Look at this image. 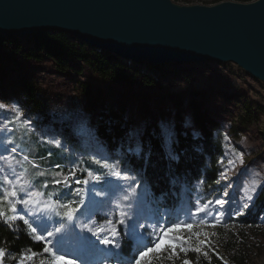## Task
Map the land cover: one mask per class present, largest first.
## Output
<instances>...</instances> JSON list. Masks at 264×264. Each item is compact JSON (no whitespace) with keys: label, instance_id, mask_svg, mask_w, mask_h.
<instances>
[{"label":"trees","instance_id":"1","mask_svg":"<svg viewBox=\"0 0 264 264\" xmlns=\"http://www.w3.org/2000/svg\"><path fill=\"white\" fill-rule=\"evenodd\" d=\"M249 1L253 0H241ZM178 65L190 64L124 63L60 30L24 36L0 35V102L5 107L7 103L17 105L16 110L0 107L4 114L10 115L6 120L0 119V167L19 175L22 187L28 188L39 203L52 207L47 212L50 219L63 225L60 234L51 231L52 236L46 234L38 241L39 235L31 231V224H25L19 217L15 198L0 186L3 256L29 254L54 258L59 249L67 250L73 242L83 244L75 219L84 218L92 202L85 201V193L105 192L111 187L109 178L116 170L129 172L134 183L143 179L138 189H146L147 201H156L165 213L193 199L194 207L191 204L192 210L188 212L194 217L193 210L202 207L204 199H209L207 194L216 192L220 174L231 163L226 158L232 153L225 143L227 134L222 127L225 124L210 111L215 98L197 84L228 102L243 104V112L236 115L239 127L225 125L235 141L237 130L248 132L247 128L257 120L258 105L247 103L239 91H231L230 85L207 82L204 76L193 73L194 68ZM37 72L74 78L80 83L90 111V131L82 138L96 140L108 154H92L77 144L80 105L66 116L64 107L43 102L51 95H41L38 84L31 79ZM7 89L15 96L7 97ZM108 103L112 107H106ZM49 107L57 108L58 112L51 114ZM137 148L139 151H134ZM258 162L254 167L244 168L245 172L262 173L259 166L264 164ZM77 179L81 183H75ZM85 180L88 182L84 183ZM69 184L73 192L66 195ZM23 190L18 186L17 194ZM21 208L26 214L28 203ZM70 209L76 210L71 221L65 215ZM261 216H264V180L253 194L243 221L261 223ZM46 244L50 249L47 253L43 251ZM80 250L86 252L84 247ZM131 250L130 242L124 238L121 251L129 254ZM192 262L225 264L215 253L193 256ZM232 262L247 264L246 255L236 253Z\"/></svg>","mask_w":264,"mask_h":264},{"label":"rangeland","instance_id":"2","mask_svg":"<svg viewBox=\"0 0 264 264\" xmlns=\"http://www.w3.org/2000/svg\"><path fill=\"white\" fill-rule=\"evenodd\" d=\"M173 1L178 4L204 5L215 4L213 3L215 1L217 3L225 1L241 2V0ZM122 61L129 64L125 60ZM140 63L132 64L139 65ZM188 64L190 65H178V68H194L193 73L204 76L207 82L226 83L228 86L230 85L231 91H239L243 96V100L246 99L247 103L258 105L256 107L257 120L253 121L252 125L247 128L248 132L237 130L238 136L235 141L227 133L225 125H227V128L231 125L239 127L236 115L243 112V104L228 102L217 95L218 93H211L201 84H197L215 98L210 106V111L217 115L220 122L222 121L225 124L222 125L225 134H227L225 143L232 152L231 157L227 156L226 158V161L231 163L220 174L216 192L207 194L209 199H204L202 202L201 208L207 206L206 211L200 212L198 210L201 208H195L193 210L195 215L194 217L191 216L188 211L192 210L191 204L194 207L192 199L191 203L182 204L178 209L171 210L169 214L165 213L159 203L147 201L146 189H138L143 179H140L138 183H134L129 172L121 173L116 170L109 178L112 185L105 192L91 193L89 191L85 193V201L92 200V202L86 208L83 214L84 218L78 216L75 219L83 244L77 243V241L73 242L67 250L59 249L57 255H64L74 260L76 264H136L140 252L146 250L147 247H152L151 242L155 241L158 236L163 235L162 230H167V228L179 224L181 225L180 230L171 232L168 236V239L176 245L175 251L173 252L170 246H165L161 252L150 253L141 260V264H184L185 260H188L190 264H194L192 262L193 256L197 255L199 257L210 253H215L225 264H233L232 256L236 253H244L247 264H264V216L260 217L262 221L257 224H247L243 221L247 210L250 209L253 194L264 180V166L261 168L259 166L262 173L251 172L250 174L245 172L244 169L256 166L258 160L259 164H264V83L254 79L233 63L201 62ZM31 79H34L38 84L41 95H51L48 100L46 98L43 102L48 105L56 103L60 107H64L65 115L71 114L79 104L81 110L76 136L78 138L77 144L90 150L89 152L92 154H108L107 150L96 140L91 141L82 138L84 134L90 131V111L86 108V95L77 80L44 72L34 73ZM13 82L16 81L13 80ZM5 92L7 97L15 96L11 89H7ZM113 93L118 96L115 92ZM20 95H23V92ZM0 105L4 107V110H7L6 108L17 109L15 104L7 103L5 107L0 102ZM105 105L106 107L107 105L112 107L111 103ZM49 108H52L51 114L58 112L57 108L56 110L54 107ZM9 116L8 112L4 114L0 110L2 121ZM237 141L238 143H233ZM117 172L121 176H128L129 179L118 178L114 175ZM19 181L21 182V177L14 171L8 173L0 167V186L7 190L11 196H13V192L16 193L13 196L16 200H13L14 206L19 217L31 224V231L36 229L35 232L33 231L36 236H44L51 231L56 235L60 234L62 230L57 233L55 229L61 226L54 219H50L47 214L52 207L39 203L33 194L27 190L28 188L22 187ZM18 186L24 189L20 191V194H17ZM95 188L96 186L92 187L93 190ZM23 201L28 203L26 214L22 212L23 209L21 208L27 205ZM217 201H223V203L220 204ZM96 202L99 203L98 206H96ZM187 224H191L193 227L188 229ZM88 229H91V231ZM93 233H97V235H93ZM75 236L77 235L75 234ZM104 238L110 239L113 243L105 246L100 242ZM124 238L130 242L132 250L129 254L121 251ZM79 245H82L86 252L83 253L80 250L82 247L80 249L76 248ZM56 247L59 248L60 246ZM195 249H199V251ZM53 259L48 256L36 258L29 254L2 256L0 257V264H21V262L22 264H51Z\"/></svg>","mask_w":264,"mask_h":264},{"label":"water","instance_id":"3","mask_svg":"<svg viewBox=\"0 0 264 264\" xmlns=\"http://www.w3.org/2000/svg\"><path fill=\"white\" fill-rule=\"evenodd\" d=\"M44 30L134 63H233L264 83V0H0V35Z\"/></svg>","mask_w":264,"mask_h":264},{"label":"snow or ice","instance_id":"4","mask_svg":"<svg viewBox=\"0 0 264 264\" xmlns=\"http://www.w3.org/2000/svg\"><path fill=\"white\" fill-rule=\"evenodd\" d=\"M0 107H3L2 105H0ZM132 150V149H130ZM14 151V149H13ZM134 151H139V149H135ZM51 155V152L49 153ZM175 159V157H173ZM56 167H59V165H56ZM114 175H116L118 178L120 179H129L128 176H121V174L119 172L114 173ZM98 179V178H97ZM88 181H84V183H87ZM56 183H60L59 181H56ZM75 183L79 184L81 183V181L79 179L75 180ZM73 192V189L71 187V185H68V192L65 193L66 195H71ZM13 196L16 195L15 192L12 193ZM23 203H27V201H23ZM217 203L222 204L223 201H217ZM207 206H205L204 208L199 209L198 211L200 212H204L206 211ZM13 211H15V208H13ZM76 210L75 209H70L65 215L67 217L68 220H72L73 218V214ZM0 215H2V213H0ZM28 221L25 220V224H27ZM121 223H123V221H121ZM63 225H61V227H58L55 229V232H60L62 230ZM86 227V226H85ZM186 227L188 229H191L193 226L191 224H187ZM181 225L179 224H175L172 227L167 228V230H162L163 231V235L158 236L157 239L153 242H151L153 244L152 247H147L146 250L141 251L139 254V258L136 259V264H141V260H143L145 257H147L150 253H158L161 252L162 250H164L165 246H170L173 249V252L175 251V247L176 245L174 243H172V241L170 239H168L169 233L174 232V231H178L180 230ZM89 231H91V229H88ZM33 231L35 232L36 229H33ZM48 236H52L53 233L52 232H48L47 233ZM93 235H97V233H93ZM99 238V237H98ZM44 237L43 236H39L37 237V240H43ZM102 244H104L105 246H108L110 244H112L113 242L110 239L104 238L101 239L100 241ZM182 251L184 249H181ZM196 251H199V249H195ZM43 251L45 253L49 252L50 249L47 247V244L45 245V247L43 248ZM4 255V252L2 249H0V257H2ZM33 255H36L35 253H33ZM22 264V262H21ZM51 264H76V262L70 258H67L64 255H56L54 257V259L51 261ZM184 264H190V262L188 260L184 261Z\"/></svg>","mask_w":264,"mask_h":264},{"label":"bare ground","instance_id":"5","mask_svg":"<svg viewBox=\"0 0 264 264\" xmlns=\"http://www.w3.org/2000/svg\"><path fill=\"white\" fill-rule=\"evenodd\" d=\"M216 4V3H215ZM185 5H187V4H185ZM93 48H95V47H93ZM95 49H97V48H95ZM98 50H100V49H98ZM102 51V50H101ZM105 52V51H104ZM105 53H107V52H105ZM107 54H109V55H112V56H115V55H113V54H110V53H107ZM115 57H118V58H120L121 60H124V59H122L121 57H119V56H115ZM127 62H129V63H134V62H130V61H127ZM202 62H215V61H202ZM179 63H182V62H179ZM192 63V62H191ZM198 63H201V62H198ZM218 63V62H217ZM169 64H172V63H169ZM169 64H166V65H164V66H167V65H169ZM188 64V63H187ZM153 65V64H152ZM161 66V65H160Z\"/></svg>","mask_w":264,"mask_h":264}]
</instances>
